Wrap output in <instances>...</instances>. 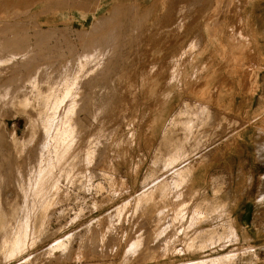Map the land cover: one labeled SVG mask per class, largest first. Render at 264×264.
<instances>
[{"label":"rangeland","instance_id":"rangeland-1","mask_svg":"<svg viewBox=\"0 0 264 264\" xmlns=\"http://www.w3.org/2000/svg\"><path fill=\"white\" fill-rule=\"evenodd\" d=\"M6 42L39 60L0 55L1 90L21 88V96L0 99V212L10 222L3 227L31 238L35 221L48 212L39 253L54 238L64 240L33 263L16 264H218L226 252L241 264L239 250L264 245V0H0V44ZM70 61L81 77L72 89L82 87L71 99L81 94L88 103L79 112L64 104L47 111L49 84L63 89L61 70ZM46 62L57 86L48 79L37 85L36 67ZM90 68L92 85L82 79ZM201 108L210 111L205 119L194 114ZM176 112L181 122L201 121L193 135L218 139L187 166L200 167L198 196L189 189L178 196L176 172L194 144L182 124L167 126ZM53 114L46 133V116ZM77 117L85 137L76 132ZM66 118L74 140L67 161L57 162ZM87 136L102 143L91 144L97 153L78 176L75 155ZM35 179L38 196L30 194ZM217 200L228 205L241 239L216 218L213 238L187 248L206 225L195 222L194 209ZM35 249L26 244L4 264ZM257 263L264 264V251L249 264Z\"/></svg>","mask_w":264,"mask_h":264},{"label":"bare ground","instance_id":"bare-ground-1","mask_svg":"<svg viewBox=\"0 0 264 264\" xmlns=\"http://www.w3.org/2000/svg\"><path fill=\"white\" fill-rule=\"evenodd\" d=\"M53 29H55L53 27ZM27 40H21L20 43L23 44L21 47H26L25 44L27 43ZM198 45V42L196 43ZM6 45H4V47L2 46V44H0V55L2 56V58L4 60L6 59H14L16 58V56H20V58H22L21 60L24 61H29L32 58L33 61L35 62L36 60H39L38 56H36L35 52H31V51H27L26 53H22V52H17L14 51L12 48H10L11 43H7ZM51 47H56V45H53ZM49 48V47H47ZM49 52H39L43 57H46ZM15 54V55H14ZM5 62V61H4ZM1 62L0 63H4ZM70 64L72 63L71 61L69 62ZM27 63H25L24 65H26ZM36 69L41 72V75L36 78L38 80L37 85L39 84V82H42L44 80H50V81H55L54 79L56 77L54 76H49V73H51L54 69L52 68L51 64H49L48 62L43 63L42 65H38L36 67ZM91 73L88 74L87 76L83 77L82 79L84 81L87 82L88 85H92V83L96 80L94 75V71L92 72L91 68L88 70ZM61 72L66 73L67 76L64 74L63 77L61 78V84L63 89H59V90H54V88H52L51 84L50 88L48 89L47 95L44 96V102H45V107H47V111L51 110L55 111L57 108H60V106L62 104H64V108L68 109L69 111H76V108L78 106V112L80 110H82L84 108V105L88 103V100H84V98L81 96L79 99L74 100L71 99L73 96H75L78 93H81V85H78L76 91L75 88L72 89V87H74L75 85L77 86V81H79L81 79V77L75 76L77 70L75 69V65L71 64L70 67H65L62 68ZM31 73V72H30ZM29 77V74L27 75ZM17 78V77H16ZM142 79V77H140ZM60 80V79H59ZM58 80V81H59ZM58 81H55V85H58ZM76 81V82H75ZM12 82H16L15 80ZM86 84V83H85ZM40 85V84H39ZM79 86L81 88H79ZM98 86V84H97ZM101 86H105V84H102ZM3 87L2 84H0V99H5L6 97H10L13 93L16 92L17 95H20L19 92H21V88H17L15 89L16 91L14 92V90L11 92L10 88L7 89H3L1 90V88ZM23 88H27V86H23ZM23 90V89H22ZM75 91V93H74ZM25 94L22 91V95ZM21 96V95H20ZM33 96V94H32ZM106 97V96H105ZM52 98V99H51ZM13 99L12 98H8L6 99L7 103L10 105L11 101ZM29 101V100H27ZM185 103V102H184ZM52 105V107L49 106ZM30 105V104H29ZM26 106V105H25ZM86 106V105H85ZM30 112L31 110H36V107L31 106L28 107ZM89 109V113H91V107H88ZM180 110V109H179ZM95 111V110H94ZM179 112V111H178ZM176 112L174 115L171 116V119L168 123L167 126H171V127H175L179 124H182L183 130H187L188 134H190V142H192L194 144V147L191 149L190 154H192L191 156H189L190 154H185L183 156V161L182 163H186V165L184 167H182L178 172H176L177 174H180L182 176V182L178 191V196H181L183 194V192L187 189L192 190V192L194 194H191L193 196H198L201 194V187L197 185V182L199 181L198 179L195 178L196 176V171L197 169H199L200 167H196V168H190L187 167L188 165H190V158L193 157L194 155H199L201 154L206 147L210 148L212 146H214L216 144V142L218 141L217 137L211 138L209 137H202V134H198V135H193V133L195 132V130H198V124L201 123V121H198L197 125L193 126L192 125V118H189L188 121H183L181 122V120L179 119V116H182V112L178 113ZM210 112V111H209ZM208 110H205L204 108H201V110L198 112H195L194 114L197 113H201L203 116V119L206 118V116L209 114ZM76 121V132L78 135H82V136H86L87 132L85 131V122L84 121H80L79 117L74 119ZM54 121V114L52 116L47 115L46 116V120L44 122V130L46 133H48V125H50V122ZM61 124H67L68 119H61ZM77 127H79L80 131H77ZM62 131H63V136H61V139L58 141L60 142V145H58L57 147H55L54 150V154L56 157L57 162H60L63 158L65 159V161H67V159L69 158L70 154H71V147H72V142H70L71 140L74 139H70L71 134H72V130L70 128V125H64L62 127ZM185 134V132H184ZM92 138V140H91ZM88 139V136H87ZM86 139V141H87ZM193 139V140H192ZM80 140H82V138H80ZM82 142V149L80 150L79 153H76V159L78 160L77 162V168L79 167L78 170H75V172L78 174V176L80 175L81 170L86 166H90L91 165V160L94 157V152L92 150L91 144L94 143V145H96L97 143H102L101 141H98V137H89L88 142ZM97 142V143H95ZM61 147V148H59ZM215 147V146H214ZM59 148V149H58ZM16 153V152H15ZM97 153V152H96ZM195 157V156H194ZM54 159V158H52ZM73 159V158H70ZM195 163H199L198 161H195ZM74 169L69 168L64 175L66 176H71V174L73 173ZM39 174H41V172L39 171ZM179 175V176H180ZM40 184H41V180H39L37 182V180L35 179L34 183L31 184V190H30V194L31 192H33L34 195L38 196L40 193ZM194 187V189H193ZM54 191H56V189H54ZM1 193V190H0ZM1 201V200H0ZM204 201V200H203ZM203 207L207 206L208 203L207 202H203L202 203ZM210 209L207 210H203L201 208V206L198 205V207L196 209H194L193 214L196 216H199V219H196L195 222H203L205 223V226H201L199 228L196 229L197 231V235L192 237L190 236L189 238V242L187 243V248L189 249H194L195 246H197V242H201V243H206L209 242L211 240V238H213L212 236H214V233H211L212 231H214V228L212 227V224H214L215 222H213L216 218H218V220L221 221V224L227 226L226 228L229 230V232H231V235H233L235 238L236 236L240 238V236L236 233V236L234 234V225L232 222V219L229 217V214L227 212V210L225 211V208L228 207V205L226 203H223L219 200L215 201V203L210 204ZM2 208V202H0V210ZM55 210V209H54ZM52 215V214H51ZM50 214H48V212H43L41 214V216L39 217V219H37L35 221V231L32 233V237L30 238L31 234H24L22 231L20 232H15L16 231V227H10V229L8 230V232L5 231L3 225L6 223H10L8 219H6V223H3V218H1V212H0V263H5L6 260L4 258H12L13 256H15L16 254H18L19 252H22L27 244V246H36L37 249L33 250V251H27L26 256H23L20 259H17L16 261H14L11 264H16L15 262L24 260V261H28V262H34L36 261V259L41 256L44 255L45 253L51 252V247L54 245V242L56 243L53 246V250L54 249H60L62 248L64 245L62 242H64V240H60V238H54L51 242L52 244L50 245L49 249L44 250L41 254L39 253V251L42 249L40 245H38V242H43L42 240L46 239L48 237V220L51 216ZM22 221H20V223H22ZM262 222L264 223V219L262 220ZM262 223V224H263ZM5 231V232H4ZM262 234V236H264V229L260 230ZM86 232V231H85ZM51 233V231H50ZM117 233V232H116ZM211 233V234H210ZM261 237V235H260ZM217 238L219 239V234L217 233ZM243 241H248V239L250 238L249 236H247L245 234V232H243L242 235ZM258 238V237H257ZM241 239V238H240ZM36 240H39L38 242ZM50 242V243H51ZM66 245V243H65ZM264 251V245L254 247V246H247L245 248H242L241 250H239L238 253V260L241 264H249L251 261H258L259 260V255L260 252ZM230 255V256H228ZM236 254L234 252H226L224 254V259L220 260L218 264H235L236 262H234ZM199 260H195V261H199L198 264H204L205 263V259L203 261ZM260 264V263H257Z\"/></svg>","mask_w":264,"mask_h":264}]
</instances>
